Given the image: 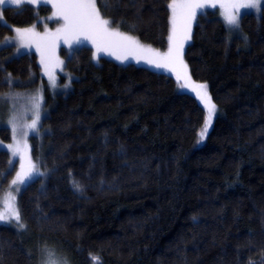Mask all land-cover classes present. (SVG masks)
Here are the masks:
<instances>
[{
	"label": "trees",
	"instance_id": "trees-1",
	"mask_svg": "<svg viewBox=\"0 0 264 264\" xmlns=\"http://www.w3.org/2000/svg\"><path fill=\"white\" fill-rule=\"evenodd\" d=\"M171 0H100L112 27L166 50ZM106 4V7L104 5ZM4 7L0 41L47 16ZM230 37L217 10L197 15L184 60L217 115L205 141L197 98L162 70L75 48L53 95L34 53L0 48V98L43 87L31 155L44 172L17 198L23 227L0 224V264H264V10ZM192 89V88H191ZM0 139L10 140L7 127ZM15 167L0 149V195ZM43 261V262H42Z\"/></svg>",
	"mask_w": 264,
	"mask_h": 264
},
{
	"label": "rangeland",
	"instance_id": "rangeland-1",
	"mask_svg": "<svg viewBox=\"0 0 264 264\" xmlns=\"http://www.w3.org/2000/svg\"><path fill=\"white\" fill-rule=\"evenodd\" d=\"M172 2V0L169 2V4ZM244 0H216V6L212 7L210 5H206L204 8L197 9V14L194 19L191 21V29L190 32L187 33L188 38L184 40V46L181 50L180 59L183 61V65L186 66V69L181 66L179 63L174 68H156L153 64L147 63L146 61L150 58H154L152 56V53H159L161 56L166 54L169 51L170 41L169 36L172 33V10L169 8L170 11V32L168 35V46L166 50L162 51L159 49H155L152 46L146 45L136 39L139 43V45L144 49H151L152 53L143 52V53H132V52H126L123 49H119L117 51V54L122 57V59H117L115 55L109 54L105 51H97V48L92 44L89 40H83V37H81L82 43L76 44L72 43L71 47L69 46L68 42H65L63 34L60 35V37L57 39L55 37H48L45 41L42 42L41 50L44 53V61L45 63L41 62V51H37L36 43L31 37L30 34H26L23 38V41L21 40V37H19L15 31V29H20L21 31H24L26 29H32L35 25L34 31L39 33L41 37H44L46 33H57V30L62 28L64 21L63 19L59 18L58 16L54 15L56 12V9L52 7L51 2H43V0H35L34 3L29 2V0H22V3L20 6L26 4L30 5L34 8H39L40 6H47L50 8L51 12L47 16H38L36 21L28 26L24 27H13L12 28V34L10 36L4 38L2 41H0V48L3 46L13 45L14 46V55L18 56L21 54L26 53H34L37 57L38 63L41 67V73L43 78L46 81V85L49 88L50 92L55 95L58 93L65 92L69 89V81L71 78H68L67 80H64L63 82H60V75L64 72V58L61 54L62 50L67 51L68 55L75 49L81 46H86L92 49V55H93V61L98 62L100 58H106L114 60V62L126 64V63H134L136 65L144 66L150 69L154 70H162L171 76L174 77V79L178 82V88L182 92H188L193 94L196 98V93L192 91L191 86L192 85H199L203 84L206 85V91L208 93V96L210 97L208 86L206 83L195 81L191 78L188 72L187 64L184 60V51L186 46L191 41L193 26L195 24L197 15L203 11L206 10H217L218 14L223 21L228 34L230 37L241 35L240 30V18L244 13H259L257 9H249V8H222L220 5L223 3L225 5L228 4H241ZM4 7H14L17 8L18 6L15 4H0V18H2V24H7L3 18L2 15V9ZM226 12H234L238 14V27L236 26H230L227 24L224 15ZM103 17V16H102ZM104 18V17H103ZM106 19V18H105ZM112 30H116L117 28L109 26ZM119 30V29H118ZM121 33L131 36L129 33L123 32L119 30ZM134 38V37H133ZM73 40L75 37L72 38ZM10 41L9 44L5 45L4 41ZM47 65V67L45 66ZM177 74L181 76V79H177ZM185 75L188 77V80L190 82L189 87H184L185 84ZM211 98V97H210ZM198 102L204 107L206 111V119L208 118V110L205 108L204 104L201 103V101L197 98ZM212 101V99H211ZM213 104H215L212 101ZM216 106V104H215ZM217 115V107L215 108L214 113L211 117V122L208 124V130L204 134L203 138H201V133L204 130L205 122L202 127V130L199 134V144H202L209 131L211 130L215 117ZM44 116V96H43V87L40 86L34 90L31 91H20V90H11L10 93L4 95L2 98H0V127H7L10 131V140L9 141H3L0 139V149L8 152L11 165L15 167V172L6 187V189L2 192L0 195V213L5 214L4 219H0V224L2 225H16L18 224V228H21V221L20 215L19 220H17L13 214V212L7 207L8 197L9 194L15 197L14 200V206L16 211H18V204H17V198L20 193V191L30 182L35 180L39 176H43L44 172L42 169L38 166L36 161L33 159L31 155V142L30 138L32 136H40L41 134V121ZM38 117V119H37ZM36 120V126L35 128L30 127L32 124V121ZM15 153V154H14ZM23 158V159H22ZM29 161L31 164L35 165L34 169L31 172L30 176H27L25 178V182L21 184L19 181H17L16 184H13L12 181L16 180L17 173H20L22 171L28 170V164ZM24 165V168L22 169L21 165ZM19 213V212H18ZM23 225V224H22ZM53 257L55 259H58L56 255L53 252ZM48 253L46 255V259H48ZM59 260V259H58ZM44 261V262H43ZM43 264H46V261L43 260ZM42 264V263H41Z\"/></svg>",
	"mask_w": 264,
	"mask_h": 264
},
{
	"label": "snow or ice",
	"instance_id": "snow-or-ice-1",
	"mask_svg": "<svg viewBox=\"0 0 264 264\" xmlns=\"http://www.w3.org/2000/svg\"><path fill=\"white\" fill-rule=\"evenodd\" d=\"M34 3L35 0H29ZM43 2H51L52 7L56 9L54 15L63 19L64 24L62 28L57 30V33H46L44 37H41L39 33L34 31L35 25L32 29H26L21 31L15 29L17 35L23 38L26 34H30L36 43L37 51H41V62L44 61V53L41 50L42 42L48 37L59 38L63 34L65 42L69 43L71 47L72 43L80 44L83 40H89L97 48V51H105L109 54L115 55L117 59H122L117 54L119 49H123L126 52L132 53H152L151 49L142 48L138 41L128 35L121 33L117 29L112 30L109 26L113 23L110 19H105L101 16L100 11L97 8V4L100 0H43ZM15 4L18 7L21 5L22 0H0V4ZM206 5L212 7L216 6V0H172L168 7L172 10V33L169 36L170 46L169 51L161 56L159 53H152L154 58L148 59L146 62L153 64L156 68H174L177 63L186 69L183 65V61L180 59L181 50L184 46V40L188 38L187 33L191 29V21L197 14V9L204 8ZM222 8H249L257 9L258 11L264 10V0H244L241 4H221ZM106 7V4L104 5ZM224 18L228 25L238 27V14L234 12H226ZM2 22V18H0ZM75 37L73 40L72 38ZM5 45L9 44L10 41L6 40L3 42ZM47 67V65H45ZM177 79L180 80L181 76L177 74ZM184 87H189L190 82L188 77L185 75ZM192 91L196 93L197 98L204 104L208 110V118L205 121V127L201 133V138L208 130V124L211 122L212 114L215 111V104L212 103L211 98L208 96L206 91V85H192ZM38 119V117H37ZM36 120L32 121L30 127L35 128ZM15 154V153H14ZM23 159V158H22ZM11 163V161H10ZM22 169L24 165H21ZM35 165L29 161L28 170L17 173L16 180L12 183L16 184L19 181L21 184L25 182V178L31 175ZM15 197L9 194L7 207L13 212L15 218L19 220V213L16 211L14 206ZM5 214L0 213V219H4ZM21 227L23 225L21 224ZM93 264H99V257H93ZM46 264H67V260L60 261L53 257L52 253H48V259Z\"/></svg>",
	"mask_w": 264,
	"mask_h": 264
}]
</instances>
